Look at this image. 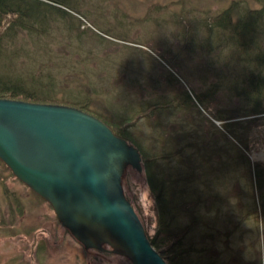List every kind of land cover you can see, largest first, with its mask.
<instances>
[{"label": "rangeland", "instance_id": "rangeland-1", "mask_svg": "<svg viewBox=\"0 0 264 264\" xmlns=\"http://www.w3.org/2000/svg\"><path fill=\"white\" fill-rule=\"evenodd\" d=\"M18 1L28 15L1 21L0 82L15 80L36 100L22 95L15 101L79 109L139 149L141 166L156 158L150 170L160 174L155 181L145 178L143 167L125 168L123 195L149 240L159 233L160 217L172 235L202 223L191 227L179 252L190 244L203 250L186 252L181 264H264L262 188L254 173L264 164V116L239 113L245 106L235 86L244 67L234 62L223 34L206 31L221 12L230 10L235 22L258 10V1ZM3 172L0 166V192L7 182ZM16 189L22 206L33 198L23 225L37 230L48 219L50 229L48 246L39 247L34 263L25 255L32 238L19 229L16 250L6 251L16 256L12 264H131L106 245L100 252L85 249L50 205L26 198L20 183ZM173 241L164 230L152 246L167 263Z\"/></svg>", "mask_w": 264, "mask_h": 264}, {"label": "water", "instance_id": "water-1", "mask_svg": "<svg viewBox=\"0 0 264 264\" xmlns=\"http://www.w3.org/2000/svg\"><path fill=\"white\" fill-rule=\"evenodd\" d=\"M0 161L47 202L85 249L166 264L123 195L127 166L140 172L137 148L79 109L0 98Z\"/></svg>", "mask_w": 264, "mask_h": 264}, {"label": "trees", "instance_id": "trees-1", "mask_svg": "<svg viewBox=\"0 0 264 264\" xmlns=\"http://www.w3.org/2000/svg\"><path fill=\"white\" fill-rule=\"evenodd\" d=\"M11 1L12 4H17L16 8H12L7 0H0V25L1 21H3L4 18L10 14L16 16L18 15L21 18L23 17V19H26V17L24 16L28 15V10L23 8L18 0ZM40 1L50 2V0ZM257 1L260 4V8L258 10L248 11L244 15H240L235 22H232V14L230 10H225L214 17L210 24L206 26V31L211 32L213 31V29H216L221 34H223V37H225L224 40L228 43H231L232 53L235 57L234 62L240 61V63L244 67L245 74L241 80L240 86H235V92H237V95L243 99L245 106V108H238L239 113H241L243 117L249 118H258L264 116V43L262 44V42L264 41V0ZM227 42H225V46L227 45ZM241 54L245 56L242 60ZM0 86H2V88H0V98L5 95L8 99L16 100V98H19L23 95V97L27 98L28 100H36V98H34L31 94L25 93L22 90V84L15 80L14 82H0ZM230 119L231 118H229L228 120ZM132 123H130L129 125H132ZM235 125L236 124H233L231 126L234 127ZM239 142L241 143V140ZM242 146L245 149L247 148L244 144ZM166 157L168 156H162L161 158L164 159ZM155 159L156 158L144 159L142 166L144 168L145 178H149L150 180L153 179L154 181V175L157 178L160 175L158 174V171H150ZM254 171L256 175H259V183L262 189L260 193H257L258 201L262 209H264V164H256ZM160 183L161 184L159 186L161 191V189L163 188V183ZM160 221L162 222V226L161 228L159 227V233L155 234L154 240H148L152 246L157 247L153 243L155 240H158L160 234H162L164 230L165 238L174 240L171 244L172 246H170V248L167 250L170 253L169 263L166 262L167 264H181L180 258L186 255V252L196 253V251H198L199 249V252L203 250L199 246V249L196 248L195 244H190L189 246H187V250L185 252H179L182 246V240L183 238L187 237L191 227H194L196 224V226H202V223H199V221L197 223L191 222L189 226L183 228L180 234L172 235L166 232L167 227L165 226L166 224L162 217H160ZM207 228L210 231H215L214 229L212 230V228L209 226H207ZM210 231L206 232L209 233ZM163 259L166 261L165 257H163Z\"/></svg>", "mask_w": 264, "mask_h": 264}, {"label": "flooded vegetation", "instance_id": "flooded-vegetation-1", "mask_svg": "<svg viewBox=\"0 0 264 264\" xmlns=\"http://www.w3.org/2000/svg\"><path fill=\"white\" fill-rule=\"evenodd\" d=\"M0 166H2L5 171L3 173H7V177L5 178V181L7 180V182H5L4 184L2 183V191L0 192V198L3 195L2 199H4L3 206L0 205V264H12L15 261L16 256H7L6 251L9 250L10 254L11 251L14 252L16 250L15 242H17V240L15 239V237L17 236L19 229L22 230V234H24L25 238H32V242H30V247L27 250V254L25 255L29 257V262L34 263L37 260L36 255L39 250V247L44 248L48 246V241L46 237L48 236V229H50V227L47 226L49 220L47 219L45 223L43 222V226H41V228L37 230L33 229L32 224L26 225V208H30L33 198L31 199L29 204H24L22 206L17 200V184L20 183L25 189L28 190V193L25 196L26 198L36 197L42 202H44V200H42L31 189H29L26 185L20 182L1 161ZM9 183L11 184V186L9 185ZM19 214L20 218H18ZM43 220L46 219L44 218ZM24 221H26V223L23 225ZM111 251L112 250H110V252ZM40 253L41 255H44V252L41 251ZM115 254L117 256L119 255L117 253Z\"/></svg>", "mask_w": 264, "mask_h": 264}]
</instances>
